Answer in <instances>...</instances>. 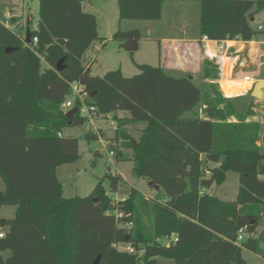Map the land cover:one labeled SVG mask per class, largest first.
Listing matches in <instances>:
<instances>
[{"label":"trees","instance_id":"16d2710c","mask_svg":"<svg viewBox=\"0 0 264 264\" xmlns=\"http://www.w3.org/2000/svg\"><path fill=\"white\" fill-rule=\"evenodd\" d=\"M95 1L38 0L34 31L30 20L25 26L8 20L19 33L0 23V178L5 186L0 210L15 207L0 239V254L10 255L0 257V264H94L97 257L98 264H158L157 257L172 264H247L242 248L263 256L264 155L257 145L259 125L246 121L252 109L240 114L223 97L214 83L219 78L215 60L204 61L202 79L209 83L203 90L191 76L174 78L161 66L135 64L138 74L130 78L120 69L92 76L85 57L101 38L96 17L83 7ZM190 1L199 3L198 33L208 40L264 37L251 25L264 11V0H117L119 21H158L165 2ZM139 36L137 30H118L113 39L125 45ZM73 83L87 94L85 105L94 108L93 117L129 114L116 117L115 132L128 140L134 174L158 186L161 195L146 199L131 189L125 200L115 202L98 182L87 197L63 196L56 170L79 158L77 139L63 136V130L70 122L72 127L89 123L78 99L64 107ZM73 108L77 112L70 120L66 113ZM138 123L144 128L134 140L123 128ZM98 135L88 132L84 138ZM209 163L216 166L208 170ZM228 172L238 175L234 201L205 192L222 185ZM109 179L110 192H116L120 178ZM240 229L245 237L237 244ZM163 238L170 243L162 245Z\"/></svg>","mask_w":264,"mask_h":264},{"label":"rangeland","instance_id":"374dc122","mask_svg":"<svg viewBox=\"0 0 264 264\" xmlns=\"http://www.w3.org/2000/svg\"><path fill=\"white\" fill-rule=\"evenodd\" d=\"M3 13L10 15L17 23L25 26L30 18L29 29L34 31L37 27L39 17L38 0H2ZM93 14L97 20V29L100 41L96 42L86 53L85 64L91 63L90 73L94 77L102 78L106 73L121 70L124 77L130 78L138 74L135 64H145L149 66H160L158 57V38L178 36L179 26L186 22L188 31L197 27L199 22V3L190 2H165L162 9V17L158 21H119L116 0H98L94 2L92 9L87 10ZM263 24L262 16L256 15L251 21L253 28ZM12 27L11 30H16ZM120 30L127 32L137 30L139 40L136 41V50L132 52L125 51L121 41L114 40L113 34ZM257 42H262L264 49V37H260ZM250 48H256V44H251ZM217 64V62H216ZM249 70L251 77L255 80H264V63L257 64L256 73ZM200 84L202 87V83ZM234 84V83H233ZM241 89L238 87L237 92ZM237 95V94H236ZM235 110L240 114H245L249 108L253 110V115L247 117V121L255 122L259 125L261 135L260 153L264 155V88L263 94L259 98H254L251 94L246 93L235 98L233 101ZM126 112H117L101 117H94L88 124L83 126L67 127L63 130V136L72 137L78 141V155L76 162L63 165L58 168L57 176L63 186L65 198L87 197L90 195L98 182L102 188L115 202L125 200L131 189H140L149 191L146 184L148 181L144 178L137 177L134 172V162L132 160L119 157L131 154L130 150L125 147L128 140L123 142L116 134L117 118L128 117ZM117 117V118H116ZM135 126V125H133ZM126 126L123 129L134 139L137 140L142 125L137 124ZM95 129L101 131L100 137L96 140H85L84 136L88 132H94ZM105 143V144H104ZM113 152V157H108L109 152ZM100 156H95V153ZM109 175L120 178L116 192H110ZM0 178V185L3 186ZM238 175L234 172L226 174L225 182L220 185H213L206 189V193L218 197L221 201H234L238 193ZM161 195V191L156 193ZM2 214L12 219L15 215V207H2ZM261 231L259 227L257 236ZM162 245L170 243L168 239H161ZM240 244V243H239ZM264 253V243L259 245ZM124 249L123 247H118ZM10 253L3 252L1 257L6 259ZM242 256L247 264H264V255H257L242 248ZM158 264H172L171 261L163 258H156Z\"/></svg>","mask_w":264,"mask_h":264},{"label":"crops","instance_id":"0c3cea01","mask_svg":"<svg viewBox=\"0 0 264 264\" xmlns=\"http://www.w3.org/2000/svg\"><path fill=\"white\" fill-rule=\"evenodd\" d=\"M93 6H94V2L93 3L87 2L84 4L83 8L85 11H87L89 9H92ZM116 6H117V0H116ZM117 13L119 20L118 6H117ZM260 15L262 16V20H263V12L260 13ZM28 20H30V18ZM179 31L180 32L178 33L179 34L178 36L172 35L170 37H162V38L154 39L157 40L158 42V48H159L158 57H159L160 66L164 69L165 73L168 76L174 78L191 76L194 82L202 83L203 87L200 84H196V85L201 87V89L203 90L206 88L207 84L209 83L208 80L202 79L204 61L206 59L211 61L215 60L218 65L219 78L218 80H215L214 83L217 85L223 97L230 100L233 105H234L233 101L235 100L236 97L245 95L246 93L251 94L257 82H264V80L262 79L255 80L253 77H251L252 74H250L249 70L247 71L246 69L248 67H252L253 69L251 70V72L256 73V66L257 64H260L259 58L262 55H264V49L261 46L263 44L262 42H257V41L243 42L237 40L224 41L226 53L228 56H222L219 60L217 58V56L220 54V52L217 51L218 43L216 41L204 39L205 36H200L198 33V25L197 27H195L193 31L192 29L191 31H188L186 22H184L182 26H179ZM252 43L256 44V48L254 49L250 48V45ZM238 87H240L241 89L240 92H237ZM262 94H263V88H261L260 97L262 96ZM201 110L202 107L201 109H199V117L201 118V116H203L204 118V115L202 114ZM186 115L189 116L191 114L188 113ZM128 117H121V119H126ZM228 121L235 122V119L231 118ZM130 125L136 126L137 124H128L126 126H130ZM141 125L142 128L137 129L140 130L139 136L141 130L144 128V124ZM100 132L101 131H98L97 129H95L94 131V133L99 134L98 138L100 137L101 134ZM257 145L260 148L261 146L260 132H259V140L257 142ZM201 158H203V156H201ZM58 168L56 170V176H57ZM146 186L149 191L140 190V189H136V190L141 192L146 199H153L155 196H157L156 194L157 190L151 189L148 186V184H146ZM4 189H5L4 184L3 186L0 185V191H3ZM0 219H4L5 221L10 220L9 217H6L5 215L2 214V208L0 210ZM4 229L5 228L1 229L0 232L4 233ZM2 253L0 254V257Z\"/></svg>","mask_w":264,"mask_h":264},{"label":"built area","instance_id":"2783aa9c","mask_svg":"<svg viewBox=\"0 0 264 264\" xmlns=\"http://www.w3.org/2000/svg\"><path fill=\"white\" fill-rule=\"evenodd\" d=\"M2 17L4 19H6L7 21H5L3 18H1V9H0V23H3L5 24L9 29H11L12 27L14 28L15 26H11L9 23H8V20L11 19L10 15H7L5 13L2 12ZM257 30L258 31H264V25H260L257 27ZM16 33H19L18 31L14 30ZM204 39H207L206 37ZM33 42L35 43L36 42V38H33ZM218 43V47H217V51L220 52V54L217 56V58L220 60V58L222 56H228L227 53H226V49H225V45H224V42H217ZM75 99H78L82 105L81 109H80V112L83 116H87L88 119H89V122L90 120H92L94 117L93 115L95 114V111H94V108H88L86 105H85V100L87 99V94L84 92L83 88L78 84V83H73L71 85V98L68 99L65 104H64V107L69 109L71 108L72 104H73V101ZM95 117H101L99 115H95ZM105 144V143H104ZM114 156V153L113 152H109L108 153V157H113ZM121 216V214L119 215ZM4 237V233L3 232H0V239H2ZM245 237V231L244 229H240L238 231V236H237V241L236 243L239 244ZM168 245V244H167ZM126 251L128 252H132V249L130 247H127L126 248Z\"/></svg>","mask_w":264,"mask_h":264},{"label":"water","instance_id":"95a60500","mask_svg":"<svg viewBox=\"0 0 264 264\" xmlns=\"http://www.w3.org/2000/svg\"><path fill=\"white\" fill-rule=\"evenodd\" d=\"M263 25H264V11H263ZM26 43H29L30 42V33H29V29L27 28L26 29ZM137 46H136V40H131L130 42H128L127 44H125L123 46V49L125 51H128V52H132L134 50H136ZM9 51V49L7 50ZM63 60H60L58 62V64L56 65V71L57 72H60L62 70V64ZM259 63L260 64H263L264 63V55H262L260 58H259ZM261 88H264V82H257L252 90V93L251 95L254 97V98H259L260 97V93H261ZM77 112V109L76 108H73V109H70L67 113H66V118L68 119H72V117L74 116V114ZM135 115V112L132 114V116ZM201 118H203V116H201ZM69 127H72V122H70L68 124ZM263 142H264V138H263ZM132 146L134 147L135 146V142L132 141ZM95 156H100L97 152L95 153ZM128 160H133V154H129L128 157H127ZM215 163H209L207 168L208 170H211L215 167ZM148 186L151 188V189H154V190H157L159 189L158 186L154 185L152 182H148ZM6 227V221L4 219H0V230L5 228ZM98 261H99V257L96 258V260L94 261V264H98Z\"/></svg>","mask_w":264,"mask_h":264},{"label":"bare ground","instance_id":"6f19581e","mask_svg":"<svg viewBox=\"0 0 264 264\" xmlns=\"http://www.w3.org/2000/svg\"><path fill=\"white\" fill-rule=\"evenodd\" d=\"M245 83V82H244ZM247 84V83H246Z\"/></svg>","mask_w":264,"mask_h":264}]
</instances>
